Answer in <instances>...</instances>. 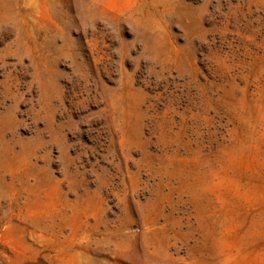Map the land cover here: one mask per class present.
I'll return each instance as SVG.
<instances>
[{
    "label": "rangeland",
    "instance_id": "374dc122",
    "mask_svg": "<svg viewBox=\"0 0 264 264\" xmlns=\"http://www.w3.org/2000/svg\"><path fill=\"white\" fill-rule=\"evenodd\" d=\"M0 264H264V0H0Z\"/></svg>",
    "mask_w": 264,
    "mask_h": 264
}]
</instances>
